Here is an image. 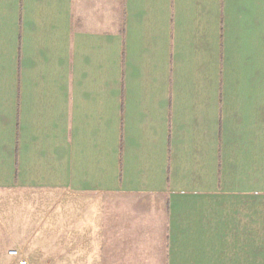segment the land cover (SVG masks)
<instances>
[{"label": "crops", "instance_id": "obj_1", "mask_svg": "<svg viewBox=\"0 0 264 264\" xmlns=\"http://www.w3.org/2000/svg\"><path fill=\"white\" fill-rule=\"evenodd\" d=\"M58 247L264 264V0H0V260Z\"/></svg>", "mask_w": 264, "mask_h": 264}, {"label": "rangeland", "instance_id": "obj_2", "mask_svg": "<svg viewBox=\"0 0 264 264\" xmlns=\"http://www.w3.org/2000/svg\"><path fill=\"white\" fill-rule=\"evenodd\" d=\"M44 196L45 197L50 196L52 198H56L57 200L64 202V193L63 192H58V193H54V194H47ZM32 261H34V260L32 259ZM37 263L38 264H65V248L64 247L52 248V254L51 255H49V248H43V253L38 255V262ZM0 264H20V263L18 262V260L16 258L11 257V255H9L6 259L0 260Z\"/></svg>", "mask_w": 264, "mask_h": 264}, {"label": "built area", "instance_id": "obj_3", "mask_svg": "<svg viewBox=\"0 0 264 264\" xmlns=\"http://www.w3.org/2000/svg\"><path fill=\"white\" fill-rule=\"evenodd\" d=\"M9 254L16 258L20 264H27V261L23 258L21 252L18 249H11Z\"/></svg>", "mask_w": 264, "mask_h": 264}]
</instances>
